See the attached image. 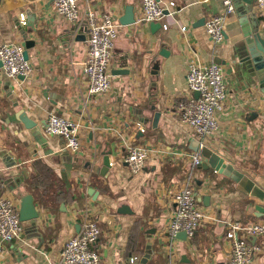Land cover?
I'll return each mask as SVG.
<instances>
[{
  "label": "crops",
  "instance_id": "0c3cea01",
  "mask_svg": "<svg viewBox=\"0 0 264 264\" xmlns=\"http://www.w3.org/2000/svg\"><path fill=\"white\" fill-rule=\"evenodd\" d=\"M162 1L176 5L175 15L162 20L165 31L137 23L142 0H79L75 23L56 18L49 0H0V45L24 46L22 31L34 42L28 50L33 71L24 81L7 79L0 67L2 192L19 208L16 192L4 182L22 177L23 194L33 196L39 215L35 223L23 224L21 240H0V264H58L65 242L80 230L78 213L84 208L98 217L101 235L93 249L103 264H141L145 232L151 228L156 233L145 264H227L228 224L264 220V200L250 196L231 177L202 166L190 171L188 147L197 139L181 125L176 108L189 95L188 61L220 65L227 98L217 113V134L203 144L230 159L235 169L250 171L264 189V86L240 63L249 35L258 31L264 38V12L256 11L254 1L235 0L225 40L216 45L204 24L221 12V0ZM126 6L133 7L135 23L121 26L117 19ZM87 8L117 22L112 89L101 97L87 95L82 75ZM123 62L129 74L112 75ZM20 113L38 125L41 140L18 121ZM50 115L76 125V152L66 150L63 139L43 134ZM131 147L147 151L144 168L135 175L124 163ZM104 157L109 169L101 176ZM188 172L204 216L192 239L171 242L165 236L174 210L170 196ZM89 189L97 193L95 199ZM252 243L259 246L253 264H264V238Z\"/></svg>",
  "mask_w": 264,
  "mask_h": 264
},
{
  "label": "built area",
  "instance_id": "2783aa9c",
  "mask_svg": "<svg viewBox=\"0 0 264 264\" xmlns=\"http://www.w3.org/2000/svg\"><path fill=\"white\" fill-rule=\"evenodd\" d=\"M52 13L56 18L68 23H75L80 17L77 6L79 0H49ZM87 3L88 0H84ZM235 0H221L222 10L219 14L206 19L204 29L211 41L220 45L224 42L227 19L235 14ZM256 11L264 12V0H253ZM176 13L173 2L162 0H142L137 23H160L162 30L168 25L162 20L172 18ZM87 30L86 57L82 63V75L85 81L86 93L89 97L106 96L112 89L109 72L115 41L117 38V22L109 14L98 15L93 9L87 8L85 13ZM21 25H25V15L19 16ZM24 46L11 42L0 45V63L7 79L15 81L22 76L26 79L33 71L29 61L23 58ZM186 84L189 95L177 104L180 123L199 142H203L217 134L219 123L217 113L223 110L227 98L223 68L218 64L203 66L195 60H190L186 66ZM198 93V97H194ZM42 132L48 137H59L64 141V147L70 152H76L79 147L77 127L71 121L50 115L42 127ZM141 132L143 130L141 129ZM199 147V148H200ZM147 151L131 147L127 150L124 163L130 173H139L145 165ZM202 157L193 153L190 157V171L200 167ZM3 183L0 179V240L11 242L21 240L24 233L23 223L19 221L16 203L6 198L2 192ZM174 210L169 217L165 236L174 241L183 233L186 239H192L199 228L204 213L201 210L193 187L191 172H188L182 182L171 193ZM80 230L64 244L58 264H103L101 253L93 247L100 238L101 230L96 212L84 208L80 213ZM264 238V220L253 223L233 221L228 224L225 239L230 243V255L227 264H253L254 256L259 246L251 243V238Z\"/></svg>",
  "mask_w": 264,
  "mask_h": 264
},
{
  "label": "water",
  "instance_id": "95a60500",
  "mask_svg": "<svg viewBox=\"0 0 264 264\" xmlns=\"http://www.w3.org/2000/svg\"><path fill=\"white\" fill-rule=\"evenodd\" d=\"M253 0H250L252 2ZM121 26H129L135 23L134 11L132 6H126L124 9L123 15L117 19ZM204 23V20H203ZM161 28L160 23H151L150 30H157ZM26 31H22L21 34L24 37V47L25 50L23 52V58L25 61H28V50L34 47V42L26 40L24 33ZM240 63L249 68L250 74L253 76H257L258 83L260 86H264V38L261 37L258 31H254L249 35V38L245 42V51L243 57L240 59ZM119 68L117 70L112 71V75H128L129 71L126 68V62L119 64ZM0 67L2 64L0 63ZM20 81H24V77L20 76L17 78ZM194 97H198V93H194ZM18 121L23 125V127L30 131L34 138L41 140L39 127L33 121L28 119L25 113H20L18 115ZM40 137V138H39ZM40 144L45 143L44 141L39 142ZM200 144L196 140H192L189 143V150L193 153L199 152L202 157V166L203 169L211 168L214 171L231 177L236 183H239L244 187V191H246L250 196L259 199L260 201L264 200V189L258 186L255 183V175L250 173V171L242 170L240 167L234 168L233 162L228 159V161L221 155L215 153L214 151L207 148L204 144L200 147ZM227 161V163L225 162ZM14 164L8 165L7 168L12 167ZM109 169V159L104 157L103 159V167L100 171V175L104 176L105 173ZM15 179V180H14ZM16 181V182H15ZM23 183V179L20 176L15 178L6 179L4 185H7L9 191L16 192V196L19 199V208H18V216L19 221L23 224L29 223L33 224L38 219L39 215L37 209L34 204V198L31 194H23L24 187H21ZM89 195L96 198L97 193L93 189L88 190ZM196 196V193H195ZM63 207V205L61 206ZM127 207L123 206L120 208V211H126ZM257 210L261 213L263 209L258 207ZM80 226L78 225V230ZM156 229L151 228L145 232L146 235V253L143 259L141 260V264H145L149 255L151 253L150 247L152 245V237L155 235ZM177 239L181 241H185L186 237L183 233H180L176 236ZM255 238H251V243L254 242Z\"/></svg>",
  "mask_w": 264,
  "mask_h": 264
}]
</instances>
